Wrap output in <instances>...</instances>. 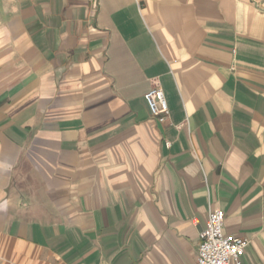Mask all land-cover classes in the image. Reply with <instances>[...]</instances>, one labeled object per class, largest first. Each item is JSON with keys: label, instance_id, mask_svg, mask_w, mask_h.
<instances>
[{"label": "crops", "instance_id": "1", "mask_svg": "<svg viewBox=\"0 0 264 264\" xmlns=\"http://www.w3.org/2000/svg\"><path fill=\"white\" fill-rule=\"evenodd\" d=\"M213 210L264 264V0H0V264H198Z\"/></svg>", "mask_w": 264, "mask_h": 264}, {"label": "built area", "instance_id": "2", "mask_svg": "<svg viewBox=\"0 0 264 264\" xmlns=\"http://www.w3.org/2000/svg\"><path fill=\"white\" fill-rule=\"evenodd\" d=\"M152 114L160 123L166 122L169 107L164 92L154 88L145 94ZM168 146H171L168 143ZM226 215L222 210L209 213L206 229L201 233L198 264H242L250 240L225 233Z\"/></svg>", "mask_w": 264, "mask_h": 264}]
</instances>
